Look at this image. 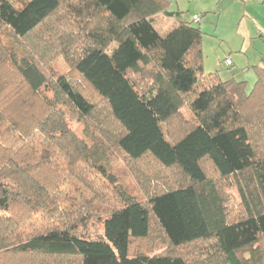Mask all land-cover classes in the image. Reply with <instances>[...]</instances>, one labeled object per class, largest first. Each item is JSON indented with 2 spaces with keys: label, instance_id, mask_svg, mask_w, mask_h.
<instances>
[{
  "label": "trees",
  "instance_id": "1",
  "mask_svg": "<svg viewBox=\"0 0 264 264\" xmlns=\"http://www.w3.org/2000/svg\"><path fill=\"white\" fill-rule=\"evenodd\" d=\"M169 5L170 0H24L15 6L0 0V26L17 38H39L32 42L36 49L23 44L20 54L0 42V65L8 63L16 77L0 72V264H194L173 250L197 242L206 243L207 253L195 264H264V57L252 65L256 79L249 92L244 79L205 76L204 32L193 24L199 17L179 20L165 35L155 29L158 13L181 18ZM56 17L53 32L48 23ZM68 18L80 32L78 41ZM52 41L84 86L65 74L48 76L40 63L44 57L34 58L43 48L50 53ZM189 95L195 124L169 138L162 124L179 116ZM62 105L85 122L87 137L95 128L92 146L69 127ZM15 107L23 111L17 120L9 116ZM32 130L66 155L90 161L97 175L114 184L120 205L96 219L100 230L89 228L92 212L80 215L59 201L54 154L27 144ZM114 150L131 162L150 156L164 168L176 167L182 180L147 187L146 198H136L106 169ZM229 178L240 198V215L234 217L218 181ZM152 235L169 249L153 255L133 249Z\"/></svg>",
  "mask_w": 264,
  "mask_h": 264
},
{
  "label": "rangeland",
  "instance_id": "2",
  "mask_svg": "<svg viewBox=\"0 0 264 264\" xmlns=\"http://www.w3.org/2000/svg\"><path fill=\"white\" fill-rule=\"evenodd\" d=\"M22 1L24 0H12L15 6H20ZM213 3L216 6L217 2L215 3V1L212 0H170L168 10L181 11V18L176 16L169 17L163 13H158L154 18V27L160 35H165L177 25L179 20L190 22L193 20L194 16L199 17V21H193V24L199 25L204 32V34H202V65L204 75H217L222 81L231 78H234L235 80L244 79L246 80L245 90L246 92H249L253 88L256 79L252 65L254 63L261 64L262 62L255 59L254 54L250 50L246 52V50H244L239 44L233 42L228 43L225 40H220L219 38L214 37L213 33H215L216 13L214 11L215 8L213 7ZM204 10H207L208 12L205 16H200L201 12ZM65 11V9L61 8L60 16L63 15L65 18L67 15ZM59 19L60 17H56L53 21H50L48 23V29L55 32V21H60ZM64 24L65 22L63 25ZM68 25L67 28H69V31L74 30L72 37L77 38L78 41L80 32L72 25L69 18ZM43 28H40L38 32H40V30L42 32ZM57 28L64 27L61 26ZM32 37H35V39ZM30 38L31 39L17 38L16 36H13L7 27L0 26L1 44L5 45L8 49L14 50L17 54H20L23 51V44L29 48L27 43H30L36 49L35 44L33 43L39 42V38L36 37V34L31 35ZM76 44L78 43L74 41L73 46L75 47ZM115 45L116 44L113 43L110 48H113ZM49 46L52 48L50 53H48L45 48H43L40 53H36L35 51L32 53L37 61L41 57H44L46 61L43 63V60H40V63L43 65L42 68L45 70L46 74H48V76L51 74L53 76L65 74L70 77L71 82L75 85L84 86L81 77L72 71L64 58L57 53V49H59L58 43L52 41L49 43ZM226 60H230L232 64L228 66ZM9 66L8 63L0 65V72L3 75H6L9 79H16L15 72L10 68L11 66ZM43 93L48 97L52 96V92L49 91L47 87L43 88ZM190 96L191 95L186 98L183 106L180 108L179 116L162 124V129L169 138L174 137L176 133L179 136L188 129L189 125L195 124L194 115L189 108ZM97 106L98 109L103 107V104L99 99H97ZM20 108L15 107L13 111L10 112L12 114L9 116L13 119L18 116L14 120H17L21 115L23 116V111ZM62 110L64 111V119L67 121L75 135L83 140L87 146H92L94 139L98 136L95 128L94 132L91 131L92 136L95 137H87L84 133L85 122L77 119V114L71 111L66 105H62ZM34 112L39 113L37 110H34ZM14 115L16 116L14 117ZM102 119L103 117L100 118V120ZM105 120L107 125L111 122L109 121L111 118L108 119L106 117ZM108 126L111 130L116 129L115 124H109ZM90 127H93L92 123H90ZM31 133V135L26 137L25 141H27V144L31 146L33 145L39 150L49 149L54 154L51 164L54 167L55 173L57 174V180L59 181V201H65L67 208L76 211L80 215H88L89 212H92L89 217H91V220L93 221L90 224L91 227L89 225V228L95 230L97 227L98 230H100L101 225L96 223V219L99 216H104L108 213L104 211L105 209L110 210L113 207H118L120 205L113 187L114 184L109 183L105 178L97 175V171L91 166L90 161L84 163V160H79V157L77 156L70 157L66 155L56 143L51 142L38 130H32ZM101 161L104 162L105 160ZM107 162H109V165H106V169L116 178V185L121 186V188L126 190L129 194L142 200L146 198L147 187H152L154 185L157 190L156 187H160V182L162 184L166 182L175 184L182 180V176L176 167L164 168L150 156H144L139 161L131 162L114 150V153L109 155V160ZM203 166L210 176L213 175L212 166L208 161H204ZM218 181L225 194L229 215L231 217L239 216L240 198L236 185L234 184V179H219ZM80 215H78V218ZM39 223L40 221L35 224L34 222L31 223L28 232H32L35 226L39 227ZM151 237L152 238L149 237L140 241V243H134L133 249H141L148 255L163 253L169 249L166 241L162 237H159V235H152ZM173 251L195 264L201 262L202 258H205L203 253L207 250L205 242H197L189 246L176 248Z\"/></svg>",
  "mask_w": 264,
  "mask_h": 264
},
{
  "label": "crops",
  "instance_id": "3",
  "mask_svg": "<svg viewBox=\"0 0 264 264\" xmlns=\"http://www.w3.org/2000/svg\"><path fill=\"white\" fill-rule=\"evenodd\" d=\"M212 1L217 2L216 6L213 3L216 13L214 37L239 44L261 61L264 57V0ZM207 12L202 11L200 16Z\"/></svg>",
  "mask_w": 264,
  "mask_h": 264
},
{
  "label": "built area",
  "instance_id": "4",
  "mask_svg": "<svg viewBox=\"0 0 264 264\" xmlns=\"http://www.w3.org/2000/svg\"><path fill=\"white\" fill-rule=\"evenodd\" d=\"M194 20H198V17L197 16H194V18H193ZM227 61V64L229 65L230 63H231V61L230 60H226Z\"/></svg>",
  "mask_w": 264,
  "mask_h": 264
}]
</instances>
